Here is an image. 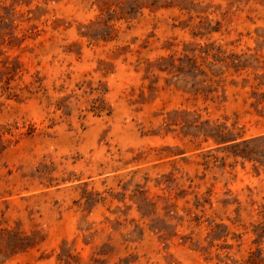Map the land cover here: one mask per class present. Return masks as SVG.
<instances>
[{
	"label": "rangeland",
	"instance_id": "1",
	"mask_svg": "<svg viewBox=\"0 0 264 264\" xmlns=\"http://www.w3.org/2000/svg\"><path fill=\"white\" fill-rule=\"evenodd\" d=\"M0 264H264V0H0Z\"/></svg>",
	"mask_w": 264,
	"mask_h": 264
}]
</instances>
